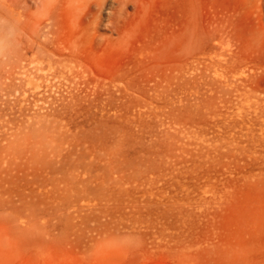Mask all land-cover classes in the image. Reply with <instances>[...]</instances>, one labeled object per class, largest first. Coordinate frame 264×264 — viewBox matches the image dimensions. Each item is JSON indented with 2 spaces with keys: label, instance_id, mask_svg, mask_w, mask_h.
Listing matches in <instances>:
<instances>
[{
  "label": "rangeland",
  "instance_id": "374dc122",
  "mask_svg": "<svg viewBox=\"0 0 264 264\" xmlns=\"http://www.w3.org/2000/svg\"><path fill=\"white\" fill-rule=\"evenodd\" d=\"M37 1L0 17V264H264V0L64 13L51 67Z\"/></svg>",
  "mask_w": 264,
  "mask_h": 264
},
{
  "label": "bare ground",
  "instance_id": "6f19581e",
  "mask_svg": "<svg viewBox=\"0 0 264 264\" xmlns=\"http://www.w3.org/2000/svg\"><path fill=\"white\" fill-rule=\"evenodd\" d=\"M1 1V0H0ZM25 1V0H24ZM41 1V0H40ZM43 1V0H42ZM41 1V2H42ZM51 2L48 4L49 5V7H47V4H45V7H46V9H44L45 11H43V8H42V13L43 12H45L44 13V15L46 16L45 18H46V21H48L49 23H47V25H44L43 24V26H44V28H46L45 29V31H41V29L42 28H40V26H41V23L42 22H39L38 21V19H37V21H36V18L35 19H30L29 18V20H31V21H35V22H31V23H26L27 25H28V27H31V28H29V29H31L30 31H29V29H27L28 27L26 26V24L24 23V24H22V25H25L26 27H24V29L26 28V30L27 31H25V32H27V33H25V34H28V31H29V33L31 32V34H29L28 36V38H31V39H29V40H32L33 39V41H34V38L36 39H38V38H43L44 39V43L42 42V41H40V42H42V43H40V42H36V40H35V42L37 43V45H38V48H37V53H41V56H43L44 58H46V59H48L49 60V62H51L50 63V65H49V67H51L52 65H66V55L64 56V55H62V54H58V53H60V51L59 50H57L56 48H51V49H49L48 47H46V41L49 39H52V40H54V39H57V37L60 35H62V34H60V33H62L63 32V30H62V32H61V28H63V27H61V26H64V28H65V25H68L66 22H63V21H65V19L61 22V18L63 17L62 16V14L64 15V13L67 15V17H68V15H69V17L66 19V20H68V19H71L72 21H74V23L75 22H79V20L80 21H82V20H87V19H89V17H93V20H91V23L93 24H95V20L98 18V20L100 19L99 18V16H100V13L102 12V10L104 9V8H106V6H108V5H110L111 3H109L108 4V1L109 0H50ZM113 1V4H115L116 5V7H117V9H118V11H115L114 13H112V15H113V17L116 19V18H118L117 17V15H116V12H118V13H120L119 11H121V8L122 7H125V9L127 8V6H134V7H138L137 5L139 4V0H112ZM146 1V0H145ZM37 2H39V0L37 1ZM36 2V3H37ZM46 1H44L43 3H45ZM111 2V1H110ZM15 3V4H14ZM23 3V0H17V1H15L14 2V0L12 1V0H5V1H1L0 2V17L2 16V17H6L7 19H9V20H11V21H16V22H19V20H20V17L19 16H16V15H14V13H15V11H16V9L18 8H16L15 10H13V8L14 7H16V6H18V5H20V4H22ZM26 3L27 2H25V5H26ZM46 3H48V2H46ZM141 3V2H140ZM108 4V5H107ZM16 5V6H15ZM23 5V4H22ZM115 5H114V7H115ZM21 6V5H20ZM43 6V5H42ZM112 6V5H111ZM145 6V5H144ZM3 9H2V8ZM22 7V6H21ZM30 8V7H29ZM28 8V9H29ZM22 9H23V7H22ZM24 9H25V7H24ZM40 9H41V7H40ZM26 10H27V7H26ZM22 11V10H21ZM41 11V10H40ZM39 11V15H41L40 12ZM94 11H98L97 13H98V15L96 16L95 15V12ZM112 12V11H111ZM22 13V12H21ZM105 13V12H104ZM124 13V12H123ZM23 15V14H22ZM43 14H42V17L44 16ZM122 15V14H121ZM125 15V14H124ZM65 16V15H64ZM118 16H119V14H118ZM24 17V16H23ZM41 16H40V18H42ZM95 17V18H94ZM120 17V16H119ZM65 18V17H64ZM44 19V18H43ZM43 19H41V20H43ZM118 19H120V18H118ZM28 20V19H27ZM27 20H24L25 22H27ZM29 20H28V22H29ZM40 20V19H39ZM23 21V22H24ZM44 21V20H43ZM46 21H44V22H46ZM89 21V20H88ZM112 21H113V19H112ZM15 22V23H16ZM22 22V23H23ZM15 23H13L14 25H12L13 26V28H16V25H15ZM60 23H66L65 25L63 24H60ZM96 23H98V21L96 22ZM46 24V23H45ZM71 24H72V22H71ZM82 23H80V25H81ZM92 24H90L89 23V28H91V25ZM30 25V26H29ZM32 25V26H31ZM61 25V26H60ZM78 25V27H79V24H77ZM19 26V25H18ZM71 26V25H70ZM93 26V25H92ZM75 28H73L74 29V32H71V34H73V33H75V32H77L75 29H77V26H74ZM81 27V26H80ZM87 27V26H86ZM68 28V27H67ZM82 28V27H81ZM88 28V27H87ZM88 28V29H89ZM94 28V27H93ZM20 29V28H19ZM73 29H71V30H73ZM21 30H22V28H21ZM78 30V29H77ZM84 30L86 31V33H87V29L85 28V29H83L82 31L84 32ZM93 30V29H92ZM23 31V30H22ZM79 31V30H78ZM90 31V30H89ZM24 32V31H23ZM60 32V33H59ZM65 32V31H64ZM79 33H82V32H79ZM92 32H90V34H91ZM19 34V33H18ZM70 34V33H69ZM83 34V33H82ZM86 35H88V34H86ZM33 36V37H32ZM60 36H59V38H60ZM63 36H64V34H63ZM75 35H73V37H74ZM79 35L77 34V36L76 37H78ZM85 36V35H84ZM93 36V35H92ZM92 36H89V37H92ZM62 37V36H61ZM72 37V36H71ZM77 41V40H76ZM36 43H35V46H36ZM61 43V42H60ZM31 44H33V42H31L30 43V45L29 46H31ZM50 44V43H49ZM49 46V45H48ZM33 47V46H32ZM32 47H31V49H32ZM37 47V46H36ZM57 47V46H56ZM35 48V47H34ZM62 48V47H61ZM30 50V49H29ZM25 51V50H24ZM32 51H34V49L32 50ZM29 52V51H28ZM35 52V54H37ZM23 53V52H22ZM24 55V54H23ZM26 55V54H25ZM72 55L73 54H70L69 56H67V59H70V61L69 62H71L72 60H71V57H72ZM52 57H55V58H57V60L56 61H54L53 62V60H52ZM74 57V56H73ZM21 58V57H20ZM71 68V67H70ZM44 76H45V74H44ZM44 76H42L41 78H40V80L41 81H44L46 84V87L47 88H49V87H52L51 85H52V82L53 81H55L57 78H58V76L56 75V72L55 71H53V72H51L50 73V78H46V80H43V78H45ZM29 77H30V75H29ZM54 84V83H53Z\"/></svg>",
  "mask_w": 264,
  "mask_h": 264
}]
</instances>
